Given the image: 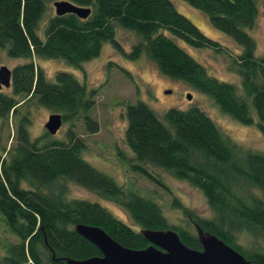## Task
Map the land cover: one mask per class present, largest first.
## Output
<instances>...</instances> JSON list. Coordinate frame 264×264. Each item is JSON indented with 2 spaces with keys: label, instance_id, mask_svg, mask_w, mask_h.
<instances>
[{
  "label": "trees",
  "instance_id": "obj_1",
  "mask_svg": "<svg viewBox=\"0 0 264 264\" xmlns=\"http://www.w3.org/2000/svg\"><path fill=\"white\" fill-rule=\"evenodd\" d=\"M57 1L62 0H0V48L27 61L13 70L11 94L0 92V122L16 125L14 145L2 148L0 155V220L15 239L0 241V264H66L68 259L101 257L78 234V225L100 227L135 250L149 246L143 230H173L185 245L201 251L200 230L253 264H264L262 152L236 145L200 108L170 109L161 119L144 102L129 105L125 165L155 183L154 169L188 182L203 193L211 210L209 218H200L183 209L192 227L173 226L156 200L119 185L83 158L87 144L79 131L100 130L92 115L98 91L66 72L51 82L36 62L62 60L81 69L101 54L105 43L122 50L116 35L124 30L139 39L130 58L146 55L163 75L208 96L223 114L244 126H257L264 136V56L256 57V41L247 32L256 26L258 0H185L241 47L240 56L230 63L241 88L210 76L178 45L175 39L199 49L222 50L171 0H67L90 9V17L54 14L46 22L50 5ZM34 105L62 116L63 125L69 126L65 140L47 131L37 139L30 136L26 108ZM71 185L115 204L133 226L100 203L70 199Z\"/></svg>",
  "mask_w": 264,
  "mask_h": 264
},
{
  "label": "rangeland",
  "instance_id": "obj_2",
  "mask_svg": "<svg viewBox=\"0 0 264 264\" xmlns=\"http://www.w3.org/2000/svg\"><path fill=\"white\" fill-rule=\"evenodd\" d=\"M171 1L176 9L193 22L206 37L221 44L222 50L199 49L181 39H175L178 45L203 65L210 76L241 88V78L231 70L230 66L232 58L240 56L241 47L233 39L215 29L205 14L191 7L185 0ZM258 3L259 16L256 26L253 29H248L247 32L256 41V57H262L264 56L263 0H258ZM54 14L55 8L52 4L46 16V22ZM116 39L121 44L123 51L111 43H105L101 54L83 64L81 69L71 67L62 60L40 59L36 62L44 69L51 82L55 81L58 73L66 72L73 74L80 82L86 83L89 90L98 91L92 115L93 119L99 123L100 130L96 134L79 131V135L86 140L87 144L83 158L96 169L112 177L119 185L127 188L134 187L143 196L156 200L171 225L191 228L190 219L187 214H184L183 209L191 211L200 218L211 216V210L201 191L186 181L178 180L170 174L156 169L153 171L159 182L155 183L145 176L131 171L123 162V156L127 154L125 131L128 126L126 117L128 106L144 102L161 119L170 109L189 111L192 108H200L236 145L248 150L259 151V153L262 152V154H264V136L257 126H244L223 114L208 96L193 90L181 81L163 75L146 55H142L139 59L130 58L129 55L133 47L139 41L135 34L117 30ZM25 63H27L26 60L11 58L7 51L0 48V68L3 66L14 70ZM3 91L9 94L12 92L11 89ZM167 92H171V94ZM189 94L192 96L191 101L188 100ZM26 110L29 112L31 120L30 136L37 139L45 134V124L53 113L35 105L28 106ZM21 111L25 112L23 108ZM67 129L69 126L63 125L56 139L65 140ZM15 134V124L5 126L0 122V155H2V148L10 149L14 145L11 144V139ZM69 198L100 203L118 219L133 226V220L125 211L80 186L71 185ZM6 239L7 241L15 240L3 221L0 220V241ZM243 243L250 246L249 241H243Z\"/></svg>",
  "mask_w": 264,
  "mask_h": 264
},
{
  "label": "water",
  "instance_id": "obj_3",
  "mask_svg": "<svg viewBox=\"0 0 264 264\" xmlns=\"http://www.w3.org/2000/svg\"><path fill=\"white\" fill-rule=\"evenodd\" d=\"M54 8L57 17L76 15L86 20L91 15L90 9L76 6L67 0L55 2ZM12 78L13 70L2 66L0 92L4 88H11ZM188 100H192L190 94ZM63 124L62 116L54 113L49 116L45 129L51 136H56ZM76 230L84 239L95 245L102 256L84 261L68 259L66 264H253L218 237L203 234L200 230L198 234L202 245L201 251L189 248L173 230L158 232L143 230L141 233L149 242V246L144 250L122 246L100 227L78 225Z\"/></svg>",
  "mask_w": 264,
  "mask_h": 264
}]
</instances>
